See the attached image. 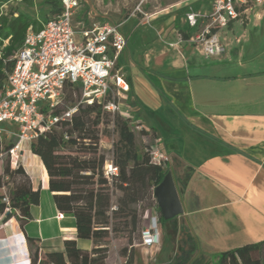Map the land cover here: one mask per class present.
Here are the masks:
<instances>
[{"label": "crops", "instance_id": "crops-1", "mask_svg": "<svg viewBox=\"0 0 264 264\" xmlns=\"http://www.w3.org/2000/svg\"><path fill=\"white\" fill-rule=\"evenodd\" d=\"M190 1L149 20L133 11L111 21L127 37L118 61L130 83L127 103L145 137L159 139L169 155L183 206L182 214L164 222L154 195L143 229L149 215H158L160 242L136 243L132 264H213L221 251L264 240V3L249 21L222 31L225 51L207 57L187 41L177 43L180 33L196 31L186 22ZM210 9L211 2L196 11ZM30 144L22 164L33 154ZM39 188L41 202L24 228L15 217L5 222L0 216V264L31 263L23 253L30 249L27 236L57 250L64 239L76 238L73 215L60 213L48 184ZM80 244L91 248L90 241ZM126 244L124 237L113 239L108 264H126L120 254Z\"/></svg>", "mask_w": 264, "mask_h": 264}, {"label": "trees", "instance_id": "trees-1", "mask_svg": "<svg viewBox=\"0 0 264 264\" xmlns=\"http://www.w3.org/2000/svg\"><path fill=\"white\" fill-rule=\"evenodd\" d=\"M12 2L26 7L39 5L40 10L33 16L18 8L6 9ZM63 10L62 0H0V91L8 83V74L15 65L14 55L23 46L28 29L41 30ZM82 20L88 24V12ZM81 96L80 86L67 84L61 102L51 111L43 106L42 111L61 116ZM64 99L71 105L63 107ZM112 122L118 139L113 142L111 162L118 171L108 174L101 142ZM149 139L150 146L154 138ZM23 142L19 145L21 150ZM15 144L14 140L6 143L0 138V152L9 151ZM32 150L43 157L56 207L62 214L73 215L76 238L64 239L63 249L57 250L46 246L40 238L27 236L30 264H108L111 243L118 237L127 239L120 254L127 258L126 264H132L134 246L142 240L146 207L155 205L154 189L169 170L153 163L148 151L138 148L129 121L104 111L98 104L80 103L71 119H60L37 137ZM6 195L8 201L4 200ZM40 202L41 188L34 189L23 164L13 167L7 154L4 172L0 174L3 221L15 217L24 228L33 219L32 206ZM161 219L171 220L162 214ZM81 240L90 241L91 248H84ZM213 264H264V240L221 251Z\"/></svg>", "mask_w": 264, "mask_h": 264}, {"label": "built area", "instance_id": "built-area-1", "mask_svg": "<svg viewBox=\"0 0 264 264\" xmlns=\"http://www.w3.org/2000/svg\"><path fill=\"white\" fill-rule=\"evenodd\" d=\"M62 1L64 10L60 15L39 31L28 29L23 46L14 55L15 65L8 74V83L0 91V138L7 131L4 125H18L15 146L0 152V159L10 155L12 166L20 163L22 141L39 137L60 119H71L80 103L98 104L104 111L128 120L134 130L144 129L127 103L130 83L118 66L127 37L112 22L90 25L81 20L75 24L81 0ZM262 3L264 0H211L208 11H196L189 4L186 22L196 31L188 37L180 33L177 43L187 41L207 57L220 55L226 48L220 33L234 22L249 21L253 8ZM138 10L148 20L158 13L146 12L140 6ZM67 84L82 88L81 100L61 116L43 112V106L51 111L61 102ZM147 151L153 163L167 168L170 157L159 139ZM105 168L108 174L118 171L112 162H107ZM4 200L8 201L7 195ZM160 227L158 215H149L142 242L149 246L159 243ZM23 253L25 259H30L26 247Z\"/></svg>", "mask_w": 264, "mask_h": 264}, {"label": "rangeland", "instance_id": "rangeland-1", "mask_svg": "<svg viewBox=\"0 0 264 264\" xmlns=\"http://www.w3.org/2000/svg\"><path fill=\"white\" fill-rule=\"evenodd\" d=\"M81 0V7L77 10L75 14V24L79 23L82 20V17L85 13L88 12L89 22L88 24H102L106 22H111L113 20L122 21L129 16L133 11L136 12L138 15H143L139 10L138 7L146 12L156 13L165 11V9L170 8L172 4L178 2L180 0ZM191 6L194 10H199L202 8L203 4H208L211 0H191ZM39 4V3H38ZM10 7L18 8L20 10H24L30 15L36 16L40 10L39 5L35 7H26L22 3L12 2L11 4L6 5V9ZM45 9V8H44ZM170 10H172L170 8ZM178 11H174L176 14ZM182 12V11H181ZM184 14V12L182 13ZM144 17V16H143ZM77 95L74 93V99L77 100ZM71 105L69 101L64 99L62 104L63 107L65 105ZM14 126V127H13ZM6 128L2 134V138L5 139L7 143L11 140L15 142L18 141V132L17 127L18 125H13ZM114 124L113 122L108 127L109 133L103 135V140L101 142V149L102 152L105 153L107 162L110 163L113 158V142L118 139L117 133L113 131ZM136 133V143L138 148L141 151H147L149 147L150 139L145 137V132L143 130L138 131L134 130ZM37 138L34 139H25L22 145V150L28 148L29 142L31 143V150H32V143L36 141ZM33 154L27 153L24 158V168L28 171L29 175L31 176L32 180L37 184L38 188L44 184H48V174H47V167L44 163L43 157L38 153H35L32 150ZM17 153L20 155L19 150ZM49 153H47L48 155ZM7 155H4L0 162L5 165ZM40 159L42 160L40 162ZM7 191V188H6ZM149 207H146V210ZM145 210V212H146Z\"/></svg>", "mask_w": 264, "mask_h": 264}, {"label": "water", "instance_id": "water-1", "mask_svg": "<svg viewBox=\"0 0 264 264\" xmlns=\"http://www.w3.org/2000/svg\"><path fill=\"white\" fill-rule=\"evenodd\" d=\"M89 3L91 1L89 0ZM154 195L158 198L165 219H172L183 213V206L170 171L163 181L155 188Z\"/></svg>", "mask_w": 264, "mask_h": 264}, {"label": "clouds", "instance_id": "clouds-1", "mask_svg": "<svg viewBox=\"0 0 264 264\" xmlns=\"http://www.w3.org/2000/svg\"><path fill=\"white\" fill-rule=\"evenodd\" d=\"M27 248V247H26ZM28 249V248H27Z\"/></svg>", "mask_w": 264, "mask_h": 264}]
</instances>
